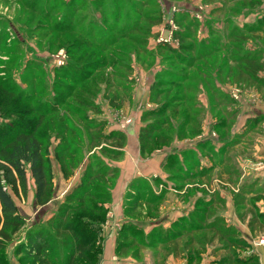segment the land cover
I'll return each mask as SVG.
<instances>
[{
	"label": "rangeland",
	"instance_id": "1",
	"mask_svg": "<svg viewBox=\"0 0 264 264\" xmlns=\"http://www.w3.org/2000/svg\"><path fill=\"white\" fill-rule=\"evenodd\" d=\"M156 15L160 17L159 23H153ZM263 17L264 0H0V135L2 130L8 133L14 127V121L25 117L24 101L47 100L67 118L68 127H78L81 138L79 152L83 158L81 164L72 169L71 175L65 177L55 157L58 140L53 133H41L46 143L45 154L50 164L54 196L45 207L36 205L34 186L28 172L25 197L8 190L17 211L26 219V226L2 250L5 263L36 264L29 258L21 259L16 255L15 246L33 221L45 222L55 213L64 195L77 184L88 161L98 166L105 164L106 168L114 167V161L100 155L98 148L88 152L90 133L95 126L91 124L90 133H87L85 122L92 118L94 123L95 120L104 122V132L112 129L111 122H117L118 118L122 119V127L128 126L131 123L128 110L133 98L141 103L140 111L155 107L156 104L149 100V94L165 69L173 71L171 76L174 79L165 78L170 82V91L161 100L170 101L174 96L190 100L183 105L176 104V114L172 110L170 112L169 127L174 134L171 145L195 152L192 161L195 159L198 164L194 171L205 184H191L190 178L185 176L181 182L168 181L166 170L149 177L155 193L163 189L152 181L156 177L163 182L167 180L173 189L166 191L168 198L157 203L158 216L152 218L146 215L150 208L147 206L149 197H140L132 204L126 195L129 191L127 186L124 196L120 195L118 205L114 206L118 208V221L110 218L115 210L111 207L110 211V201L105 204L107 212L100 232L103 239L100 258L104 238L110 235L105 230L108 220L109 223H117L118 230L124 222L138 221L148 232L160 218L187 216L196 198L208 199L213 192L219 197L220 194L228 196L242 185L247 190L256 165L244 159L248 148L243 145V138L250 137L253 143L258 136L264 88L247 79H239L236 58L243 53L259 51L264 60V23L260 22ZM160 37L168 41H159ZM78 39L86 42L70 46ZM169 47L179 55L169 52L166 49ZM121 75H126L123 83L131 84V93L123 99L118 111H114L116 108L109 107L105 91L111 85L116 86ZM259 76L264 78V71L259 72ZM82 89L92 91L91 97L82 93ZM109 89L115 91L112 87ZM73 98L89 99L100 112L69 104ZM185 106L187 123H183L180 114ZM233 110L234 118L230 121ZM253 119L258 123L250 128L249 121ZM227 123L228 127L225 126ZM186 124L199 126V132L193 136H180L179 128ZM230 140L232 144L225 146L229 147L228 150L222 151L224 143ZM200 143L205 144L203 149L197 147ZM128 158L129 163L134 160L139 171H150L143 161L146 157L140 156L142 160H137L134 156L131 160L130 155ZM177 158L187 170V162L181 155ZM227 164L238 175V178L237 175L232 177V183L222 182L227 177L224 170ZM244 173L247 176L242 178ZM250 189L255 191L252 187ZM133 205L134 213L125 215L126 209ZM223 208L219 206L216 213ZM187 219L192 220L190 217ZM117 227L115 225L114 228ZM211 249L208 248L210 253L205 256H212ZM63 255L61 252L60 259ZM115 258L118 263L117 254ZM121 261L135 263L129 257H122ZM58 262L60 264L61 261ZM153 263V251L145 248L141 261L135 264Z\"/></svg>",
	"mask_w": 264,
	"mask_h": 264
},
{
	"label": "trees",
	"instance_id": "2",
	"mask_svg": "<svg viewBox=\"0 0 264 264\" xmlns=\"http://www.w3.org/2000/svg\"><path fill=\"white\" fill-rule=\"evenodd\" d=\"M153 18V23H159L158 15ZM260 22L264 23V17ZM146 34H149V31H146ZM85 42L78 39L70 46ZM181 46L186 49L183 44ZM166 49L179 55L170 47ZM236 60L239 79H247L255 86L264 88V78L259 76V72L264 71L261 52L243 53ZM163 72L164 75L157 77L149 94V100L156 104L155 107L144 109L140 115L141 125L138 129L137 141L141 157H147L154 150L171 144L174 134H171L172 130L170 131L169 127L170 112L173 111L176 114L177 110L174 106L183 105L188 100L184 97L176 99V96L170 101L161 100L170 91V82L165 78L174 79L171 76L172 70L165 69ZM125 76L118 77L116 86H109L115 91L109 88L105 91L109 107L119 108L123 99L130 96L131 84L123 83ZM163 77L164 79H161ZM120 92L123 95H120ZM82 93L91 97L92 91L82 89ZM24 103L25 117L14 121L16 122L12 125L14 127H11L8 133L2 130L0 135V264H6L1 254L6 244L26 226V219L17 211L8 190L10 189L15 195L25 197L28 172L33 181V197L36 205L43 208L54 196L50 164L45 154L46 143L41 133L43 131L53 133L58 140L55 157L65 177L71 175L72 169L77 168L83 159L79 152L81 138L78 127H68L67 118L58 113L47 100H26ZM14 104L15 102H12V105ZM69 104L100 112L98 106L91 103L89 99L73 98ZM186 110L187 106L180 113L183 123L188 122ZM230 114L232 116L230 121H232L234 110ZM257 123L254 119L249 121L250 128L255 127ZM91 124L95 126L92 133L89 131ZM227 124L225 126L228 127L229 124ZM104 125V122H96V120L94 123L93 118L85 122L84 128L91 134L88 152L98 148L99 154L108 160H120L124 154L125 134L121 130L104 132ZM199 129V126L181 125L179 134L183 137L193 136L199 132ZM230 142L231 140L224 143L222 151L228 150L229 147L225 146L232 144L234 139L232 138V143ZM204 143L197 144V147L203 149ZM181 155L189 165L188 169H183L177 154H169L164 167L168 172L167 179L181 182L184 179L182 176H185L190 178L191 184H205L200 176L196 177L197 173L194 171L198 164L197 160L192 161V158L196 156L195 152L191 149L184 150ZM224 167L227 174L224 180L232 183V177L234 178L237 173L229 164ZM117 172L116 167L106 168L105 164L98 166L93 161H88L77 184L64 195L55 213L45 222L33 221L25 230L23 238L15 246V254L20 255L21 259L29 258L36 264H59L58 261H61L60 264H100L103 243L100 232L106 220L105 204L110 201V189ZM152 181L157 186L162 185L163 189L159 193L152 190L148 180L134 178L128 184L129 191L126 194L132 204L140 197L147 195L149 197L147 206L150 208L147 209L146 215L151 218L158 216L157 203L164 199L168 191L166 183L161 179L156 177ZM181 187L182 185L179 188ZM247 194L244 185L233 193L236 214L240 220L246 221L252 233H264V214L259 212L255 205L258 197L248 199ZM221 205L223 200L213 192L208 199L196 198L189 216L179 217L166 228L161 224L153 223L149 231L145 232L138 221L124 222L118 230L115 253L118 257H129L137 263L141 261L143 249L150 248L153 251V264H168L169 256L181 258L185 264H199L202 257L210 253L208 248L211 247V255L216 256V258L213 256L215 259L211 261V264H259L256 254L251 251L249 242L216 213ZM133 210L134 205L131 209H126L125 215L130 216L134 213ZM188 217L192 220H188ZM61 252H64L63 259L59 257Z\"/></svg>",
	"mask_w": 264,
	"mask_h": 264
},
{
	"label": "crops",
	"instance_id": "3",
	"mask_svg": "<svg viewBox=\"0 0 264 264\" xmlns=\"http://www.w3.org/2000/svg\"><path fill=\"white\" fill-rule=\"evenodd\" d=\"M141 106V103L138 102L137 99H132V104L131 107L128 110V117L131 118V123L126 126L122 127L120 125L121 120H117V122H111L110 126L112 129L109 130H121L126 137L125 140V145L123 148V156L119 161H114V167L117 168L118 172L116 175V178L114 179V182L111 186L110 189V202H109V209L111 211L112 209L115 208L114 206L118 205V197L120 195L124 196L125 189L130 183V181L134 178H144L150 182L149 177H155L156 173H159L161 170L165 171V163H166V158L169 154H177L178 157L181 155L182 151L188 150V148H176L173 147L171 144L169 147H164L160 150H154L148 157H146L143 161L146 162V164L149 166L148 168L150 171L148 173H143L139 171L137 165H135V162L131 161L129 163V158L128 156L131 155V160L132 157L137 156V160H139L140 155L138 151V141H137V133L138 129L141 125L140 122V115L141 112L139 108ZM123 109V108H122ZM262 114L261 115V122L259 125L260 131L258 133V136L255 137L254 142L252 143V140L250 137H244L243 138V145L246 146L247 149V154H244V159L249 162V163H254V176L251 177L250 180H248V189L247 192L248 194L246 195L247 198L249 199L250 197H258V200L255 202V205L257 206L259 212L264 214V107L261 108ZM114 111H118V109H115ZM121 111V109H120ZM250 136V134H248ZM135 152V154H134ZM177 152V153H176ZM182 156V155H181ZM139 158V159H138ZM142 160V159H140ZM141 172V173H140ZM250 171H248L247 174H249ZM244 176H247L245 173L243 174L242 178ZM246 178V177H245ZM250 178V176H249ZM154 179V178H152ZM225 179V178H224ZM222 179V182L228 183L226 180ZM241 179V176H240ZM162 180V179H161ZM163 181V180H162ZM169 181V180H168ZM167 180L164 182H168ZM245 181V179H244ZM31 184L33 186V181L31 180ZM152 187V185L150 184ZM160 185L159 187H161ZM166 187H168V192L171 188V185L169 182L167 183ZM250 187L254 188L255 191H252ZM156 188V187H155ZM173 190V189H172ZM166 192V194L168 193ZM184 192V191H183ZM165 194V198H168V196ZM167 196V197H166ZM220 197L223 200V205L224 207L218 214L221 215L226 223L228 225L233 226L235 229H237L240 234L249 242L251 245V251L254 252L258 258V263L259 264H264V233L262 232H251L250 229L247 227L246 221L240 222L239 218L235 215V210H234V203H233V192L226 195L220 194ZM249 210V206L247 207ZM246 209V210H247ZM161 210V209H160ZM161 216V215H160ZM182 215H176L170 219L167 217L163 220L160 218L157 222L154 224H161L163 227L169 226L173 221L181 217ZM110 218L113 221V218L118 221V208L113 210L111 212ZM109 221V220H108ZM106 222V234L107 232H110V235L108 237L105 236L104 240V249H103V255L101 258L100 264H121L123 263L121 261L122 257H118V263H116V254H115V245H116V240H117V233H118V224L117 223H109ZM166 221V222H164ZM109 223V224H108ZM112 224V228H111ZM114 224V226H113ZM116 225L117 228H114ZM166 228V227H165ZM112 229V230H111ZM215 258L214 257H207L203 256L202 260L200 261L199 264H211V261H213ZM168 264H185V261L183 259H178L176 257L170 256L167 259Z\"/></svg>",
	"mask_w": 264,
	"mask_h": 264
},
{
	"label": "built area",
	"instance_id": "4",
	"mask_svg": "<svg viewBox=\"0 0 264 264\" xmlns=\"http://www.w3.org/2000/svg\"><path fill=\"white\" fill-rule=\"evenodd\" d=\"M168 39L170 38V36L169 37H167ZM167 38H163V37H160L159 38V41H162V42H167L168 41V39ZM263 242V241H262Z\"/></svg>",
	"mask_w": 264,
	"mask_h": 264
}]
</instances>
